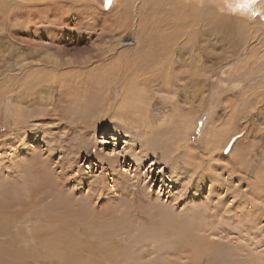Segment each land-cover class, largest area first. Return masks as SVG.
<instances>
[{
    "label": "rangeland",
    "instance_id": "374dc122",
    "mask_svg": "<svg viewBox=\"0 0 264 264\" xmlns=\"http://www.w3.org/2000/svg\"><path fill=\"white\" fill-rule=\"evenodd\" d=\"M15 1L0 12V264H264V0L218 36L240 0ZM152 56L170 82H139Z\"/></svg>",
    "mask_w": 264,
    "mask_h": 264
},
{
    "label": "bare ground",
    "instance_id": "6f19581e",
    "mask_svg": "<svg viewBox=\"0 0 264 264\" xmlns=\"http://www.w3.org/2000/svg\"><path fill=\"white\" fill-rule=\"evenodd\" d=\"M31 1V0H30ZM238 1V0H237ZM14 0H0V12H2V13H8V12H10L11 10H12V8L13 7H15L14 6ZM15 2H19V4H20V2L22 3V1H20V0H16ZM26 2V1H25ZM236 2V1H235ZM240 1H238V2H236V3H234V5L235 4H237V3H239ZM24 3V2H23ZM27 3H30L29 1L27 2ZM26 3V4H27ZM220 3V2H219ZM25 4V3H24ZM221 4V3H220ZM15 5H17L18 6V4H15ZM217 5V4H216ZM223 5V4H222ZM20 6V5H19ZM51 6V5H50ZM213 6V5H212ZM228 6V5H227ZM22 7H23V5H22ZM27 7H29L28 6V4H27ZM30 7H31V5H30ZM220 7V6H219ZM235 9V6H232V5H229V8H228V10H230V14H231V11H236V10H234ZM24 11V10H23ZM19 13H20V10H19ZM22 13V12H21ZM222 13V12H221ZM64 14V13H63ZM241 14H243V10L241 11V12H237V15L236 16H231V15H229L228 14V16L226 15V14H220L219 15V17H218V19H216V20H214V21H212V25H211V27H210V30L211 31H215V33L217 34V36L218 35H220L222 32V30L224 31V32H227V30H228V24H226L227 22H228V19H230V20H232V19H235V20H237L238 22H241L243 25H245V26H248L251 22H249V21H247L246 20V17L244 16V18L243 17H241ZM13 23V22H12ZM24 23V22H23ZM253 25V24H252ZM194 26V25H193ZM213 29V30H212ZM196 37V36H195ZM46 38V37H45ZM195 39V38H194ZM227 41H225V43H226ZM228 43V42H227ZM189 44V43H188ZM198 44V43H197ZM205 46V45H204ZM202 48V47H201ZM205 49V48H204ZM160 60H163V59H160ZM159 60V61H160ZM42 63H44V64H46V65H49V66H52V67H55L54 69H56V66L58 65V59H57V57L54 55V54H51V53H49V54H46V56L43 58V59H41L40 60ZM144 62H142L143 64H138L139 66H136L135 65V69L136 70H138V71H140V73H141V75L142 76H144V77H142L141 78V80L139 81L140 83H142V84H145V85H148L150 82H152V83H154L158 78H160L162 75V79H163V81H164V83L165 82H170V77H168V73H169V65H166L165 63H163V61H161V64H156V65H152V64H155V62L157 61V59L154 57V56H152V57H148L147 59H146V61L145 60H143ZM64 65H66L67 63H70V61L68 60V59H66V60H63V62H62ZM170 63H172L171 62V60H170ZM22 64V63H21ZM59 65H61V64H59ZM152 65V66H151ZM149 66H151V67H149ZM172 66V65H171ZM172 68V67H171ZM51 71V70H50ZM52 76V75H51ZM58 79V77L56 78V76H55V74L53 73V77H52V80L55 82L56 80ZM171 80H172V77H171ZM182 80V78H180V81ZM135 81V80H134ZM160 81H162V80H160ZM161 84H163V83H161ZM169 84V83H168ZM185 89V88H184ZM196 89H197V86H196ZM176 92H178V91H176ZM216 92V91H215ZM214 92V93H215ZM174 96V95H173ZM176 96V95H175ZM216 97V96H215ZM121 100V99H120ZM200 100H203V99H201L200 98ZM218 103H220L219 101H218ZM136 104V103H135ZM212 104H213V102H212ZM213 105H215V104H213ZM217 105V104H216ZM131 106V105H130ZM136 107V106H135ZM200 107V106H199ZM138 108V107H137ZM212 108V107H211ZM214 109V108H213ZM189 111L190 112H192V110H190L189 109ZM212 113V112H211ZM217 129V128H216ZM148 150V149H147ZM147 150H145V152H147ZM152 155V154H151ZM48 179V178H47ZM41 180V183H43L44 185H46L47 183H46V181H45V179H40ZM48 183H51V179L49 178V181H48ZM59 183V182H58ZM38 184V183H37ZM42 186V185H41ZM26 187V186H25ZM38 187V186H37ZM56 188H57V186H56ZM36 192L35 193H39V192H37V189L35 190ZM39 191H40V189H39ZM46 191V190H45ZM52 191V190H51ZM50 191V192H51ZM57 191V190H56ZM22 192V191H21ZM15 193V192H14ZM41 193V192H40ZM13 194V193H12ZM19 194H20V192H19ZM31 194V193H30ZM17 195H18V193H17ZM37 195V194H36ZM10 196V195H9ZM16 197V195L14 194L13 195V197ZM20 196V195H19ZM14 197V198H15ZM31 197V196H30ZM20 199H21V197H19ZM23 199V198H22ZM65 199V198H64ZM16 200V199H15ZM14 200V201H15ZM24 201V200H23ZM65 201V200H64ZM69 201V200H68ZM85 201V200H84ZM87 202V201H86ZM84 203V202H83ZM24 204V203H23ZM82 205H84V204H82ZM88 207V206H87ZM86 207V208H87ZM70 208H72V207H70ZM83 208V207H82ZM86 208H83L84 210L82 211V215L85 217V218H89V220H91V221H93V218L95 217V215L98 217V214L97 213H93V214H95L94 216H93V214H91L90 212H91V210L89 211V209L90 208H88V210L86 209ZM81 209V207L79 208V210ZM78 210V209H77ZM76 210V211H77ZM71 212L73 211V210H70ZM67 212V211H66ZM69 212V211H68ZM78 212V211H77ZM60 214H62V213H60ZM74 214V213H73ZM75 214H76V212H75ZM79 214V212L77 213V215ZM63 215V214H62ZM65 215V214H64ZM70 215V214H69ZM80 215H81V213H80ZM61 216V215H60ZM93 217V218H92ZM96 218V217H95ZM167 218H169V219H167V220H169V221H171L172 222V224L173 225H176V222H174V220H172V217H168L167 216ZM186 219H188V218H186ZM98 220V219H97ZM164 221H166V220H164ZM182 221V220H181ZM180 221V222H181ZM184 221V220H183ZM187 221H189V220H186V222ZM99 222V221H98ZM178 223L179 224V226L177 227V226H173L172 227V229L175 231V233L176 234H179V230H181L180 228L182 227V225H181V223ZM88 224H89V222H88ZM183 224V223H182ZM186 224V223H185ZM92 225V224H91ZM161 225L164 227L165 225H164V222H161ZM167 225V224H166ZM184 226V225H183ZM168 226H166V228H167ZM183 229H184V227H182V232H184L183 231ZM4 232V231H3ZM186 233V232H185ZM184 233V234H185ZM181 234V233H180ZM181 236H182V234H181ZM177 242V241H176ZM174 243V242H173ZM180 244L182 245V246H186V245H188L187 243H185L184 241H183V238H181V241H180ZM189 246V245H188ZM196 255V254H195ZM78 260V256L76 255V254H74L73 253V251H72V263H73V261L74 262H76ZM259 259L257 260V262H253L254 264H261V263H259Z\"/></svg>",
    "mask_w": 264,
    "mask_h": 264
},
{
    "label": "snow or ice",
    "instance_id": "6c2138e0",
    "mask_svg": "<svg viewBox=\"0 0 264 264\" xmlns=\"http://www.w3.org/2000/svg\"><path fill=\"white\" fill-rule=\"evenodd\" d=\"M253 2H254V0H240V2L235 5V8L240 9V10H244V9H247L248 7H250V5ZM110 4H111V0H105V6L106 7Z\"/></svg>",
    "mask_w": 264,
    "mask_h": 264
}]
</instances>
